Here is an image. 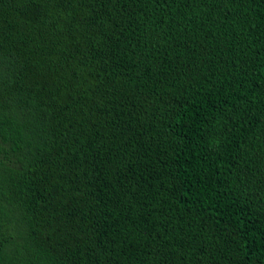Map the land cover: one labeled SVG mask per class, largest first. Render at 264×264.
Instances as JSON below:
<instances>
[{
    "label": "trees",
    "instance_id": "obj_1",
    "mask_svg": "<svg viewBox=\"0 0 264 264\" xmlns=\"http://www.w3.org/2000/svg\"><path fill=\"white\" fill-rule=\"evenodd\" d=\"M0 264H264V0H0Z\"/></svg>",
    "mask_w": 264,
    "mask_h": 264
}]
</instances>
